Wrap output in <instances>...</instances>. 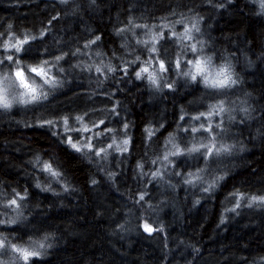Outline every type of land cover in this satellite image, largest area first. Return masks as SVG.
I'll return each instance as SVG.
<instances>
[{"label":"trees","instance_id":"trees-1","mask_svg":"<svg viewBox=\"0 0 264 264\" xmlns=\"http://www.w3.org/2000/svg\"><path fill=\"white\" fill-rule=\"evenodd\" d=\"M133 24L163 25V38L154 35L150 42L158 44L157 52H131L126 29ZM186 28L191 40L170 34ZM0 32L4 40L10 33L38 37L23 45L27 54L16 53L21 66L64 56V72L53 68L60 83L42 106L0 109V239L27 248L29 239L47 235L51 245L28 262H13L14 253L6 250L3 264H264V204L248 199L264 196L261 0H0ZM199 42L214 65L231 66L237 83L224 94L180 75L187 70L183 62L194 60L187 46L199 50ZM13 53L0 46V58ZM157 57L168 71L158 70ZM175 60L181 61L178 69L171 67ZM7 62L1 71L12 73ZM145 67L142 77L153 73L158 87L136 77ZM220 101L225 110L212 117L213 126L220 124L213 132H219L217 146H233L231 152L207 164L196 154L165 161V149L183 150L192 135L209 142L181 129L199 128L203 117H189L207 114ZM74 116H83L82 123ZM61 117L68 127L92 129L82 134L85 140L91 135V152L62 143L59 123L40 126ZM101 130L105 134L97 137ZM68 135L83 147L80 133ZM99 148L107 151L95 156ZM37 159L61 174L58 182L39 170ZM201 168L203 181L188 175ZM217 177L222 179L205 192ZM11 199L19 207H6Z\"/></svg>","mask_w":264,"mask_h":264},{"label":"snow or ice","instance_id":"snow-or-ice-1","mask_svg":"<svg viewBox=\"0 0 264 264\" xmlns=\"http://www.w3.org/2000/svg\"><path fill=\"white\" fill-rule=\"evenodd\" d=\"M64 2H67V0H64ZM261 8L264 9V0H261ZM177 23H182V21H177ZM11 26L9 25V28ZM134 27H139L142 29H147L149 26L148 25H134ZM167 27V25H165ZM193 28H195V25H193ZM197 32L199 31L198 28L195 29ZM123 31V29H121ZM190 32V29H185L184 33L181 34H176V33H171L172 36H182L185 39L191 40L192 36L187 35V33ZM41 37L44 35L42 32ZM161 38H163V33L160 34ZM5 36L4 32H0V46H2L3 51L5 53L14 50L15 53H20L21 51H24L25 54L30 51V49H24L23 45L29 43V40L26 39H18L16 38L15 43H8L6 40L3 39ZM14 37L9 36L8 39L11 40ZM32 40L38 39V37H31ZM99 39V38H97ZM90 43H95V41H92ZM137 43H142L145 45L146 50H147V41H138ZM200 43V49H197L196 44H191L187 46V51L191 52L194 60H185L183 63L185 67L187 68L186 71H183L180 73L183 77H186L190 82H197L199 79V83L206 89H211L215 90L213 94H224L222 90H226L231 88L233 85L237 83L235 79L232 77L231 73V66L229 64H221L219 66L214 65L212 63V58L211 57H205L203 55V43ZM87 48L88 45H85ZM158 50L156 47L153 45L150 49V52L155 53ZM76 53L74 52L73 55ZM67 55V53L65 54ZM64 59V56H56L54 58V62H50L48 60H41L37 66H29L27 64H24L23 66L20 65L19 60H14L13 55H4L3 58H0V65H3L5 61H8L9 63L12 64L14 67L15 71L12 72V81L11 85L8 84L9 82V75L7 73L0 75V109H10L13 107V100H15L16 103L21 104V105H30V104H40L42 106L43 101L48 100V91L43 90L45 86L48 87L49 90L55 88L60 82L57 80V77L53 73V68H55L56 73H63L64 69L59 66V61ZM157 65H158V70L161 72H166L168 71V68L165 66V63L163 60H159L157 57ZM172 69H178L181 65L180 60H175L170 62ZM191 65L189 68L188 66ZM24 68H28V76L31 77L33 81H35L37 78L40 80V86H34L33 83L29 82V79L26 77V74L24 72ZM97 71H102V69L97 68ZM109 71H114V69H109ZM148 68H142L140 72H136L135 75L138 79L145 78L149 80L152 84L156 85L158 87L157 79L154 74H150L147 77H142L141 73H148ZM168 88H171V84L166 85ZM10 87H15L17 89H23L24 91L19 94L18 97H11V92H10ZM223 101H220L217 105H210L209 106V111L207 114L201 113L200 116L196 117H189L190 120H194L197 122L201 121V118L203 117V122L200 123V127H192L189 126L187 128H182L181 131L184 133H201L203 136V139L208 140V143L202 142V140L195 136L192 135L190 139L186 138V146L183 150H181L177 145H172V147L176 148V151L171 152L170 154L173 156H192L193 154H196V156L200 159H203L205 164H207L209 159H212L213 162L216 161L218 157H220L222 154H229L232 150L233 146L229 145H223L221 144L220 146H217V141L216 137L219 135V132L215 133L213 132V127L216 129H220V124L217 123L215 126L212 124V117L216 116L219 117L220 114L225 110L223 107ZM72 119L76 123H82L83 121V116H74ZM180 119H184L183 116L180 117ZM57 123L60 124V127L62 129V133L64 134V139L62 143L67 144L69 147H71L74 151L76 152H84L88 151L91 152L94 145L91 143V135L85 140L83 138V133L84 132H89L91 133L92 129L88 127H79V128H72L68 127V118L67 117H61L59 121H54V120H47L40 126L43 127L47 125L50 128H54ZM104 121H100V124H103ZM207 124V127H204V125ZM94 127H99V124H95L93 122ZM127 127V126H125ZM106 131H111L110 129H106ZM71 132H77L80 133L81 135L78 137V140L82 143L83 147H77V144L72 141L71 135H68V133ZM55 134V133H54ZM97 137L101 135V133L96 134ZM195 141V143H193ZM115 143V142H114ZM125 145L129 143L128 140L123 141ZM171 143V141H169ZM190 145V146H189ZM113 145H108V148H112ZM106 149L104 148H99L97 149L93 154L95 156H100L101 153H106ZM124 151H127V148L124 149ZM165 161L168 160V156L165 155L163 157ZM37 164L41 165L40 171L47 173L48 176L56 180L58 182L60 173L54 171L52 165L50 163H43L39 159L36 161ZM155 163V161H153ZM205 169L201 168L198 169V172L196 174L194 173H188L189 176L195 175L196 180L203 181V176L199 175L198 173L204 172ZM179 175L180 173H176ZM153 175H157V173H154ZM219 179H222V177H217L215 180H213L212 184H210L208 187L204 188L203 190L205 192L209 191L211 188H214L216 183L218 182ZM187 184H194V180H185L184 181ZM39 187V185H37ZM16 197L20 200L23 201L25 199L24 196H21L19 193H15ZM235 197H238L240 199L244 198L238 193H233L232 194ZM140 199H143V196L140 197ZM250 201L252 203H260L264 204V196H252L250 198ZM19 207L18 205V200L17 199H11L8 202V205L6 207ZM240 204L237 201L236 207H239ZM249 206H251L249 204ZM231 211H235V208L231 209ZM13 221H9V223H12ZM4 221L0 219V224H3ZM144 230L147 232H152L153 229L151 226L148 224L144 225ZM48 236L44 235L40 239L33 240L29 239L26 243L30 246L27 248L23 247H17L16 245H12L11 243H8L5 245V240L7 239L6 237L4 239H0V249H6L10 250L14 254H16V259L17 260H22L24 262H28L30 259L33 257L39 258L42 254V251L46 250L47 247H51L50 244H47Z\"/></svg>","mask_w":264,"mask_h":264},{"label":"rangeland","instance_id":"rangeland-1","mask_svg":"<svg viewBox=\"0 0 264 264\" xmlns=\"http://www.w3.org/2000/svg\"><path fill=\"white\" fill-rule=\"evenodd\" d=\"M134 25H140V24H133L132 26V28L131 29H126V31L127 32H131L130 34H131V37H132V40H133V42L130 44V46L133 48L132 50H131V52L133 53V54H135V53H137L138 52V50L139 49H141V48H146L145 47V45L144 44H142V43H137L138 41H147L148 42V44H147V52L148 53H150V49H151V47L154 45L157 49H158V44H151L150 42H152V37L154 36V35H157L158 37H159V39H161V33H160V27H162L163 25H161V26H159V25H148L149 27L147 28V29H142V28H139V27H134ZM172 32H170V34H171ZM9 36H12V37H14L13 39H11V40H9L8 39V37ZM9 36L6 38V41L8 42V43H15L16 42V38H18V39H28V40H30L31 39V37H33V36H30L29 34H27V36L26 37H22V36H15V34L14 35H12L11 33L9 34ZM37 36V35H36ZM130 43V42H129ZM155 43H157V42H155ZM124 48H128L127 46H124ZM8 55H10V54H8ZM13 55V57H14V60H19V63H20V58H15V56L17 55L16 53H13L12 54ZM151 61L153 62V60H152V58H151ZM9 62H7V64H8ZM12 65V64H11ZM99 68V67H98ZM100 69V68H99ZM102 69V68H101ZM2 69L0 68V75H3V74H5V73H7L8 75H9V82H8V84L9 85H11V81H12V76H11V74L12 73H8V71H5L4 73L1 71ZM24 70V69H23ZM149 70V69H148ZM13 71H15V69H14V67H13ZM12 71V72H13ZM24 72H25V74H26V77L29 79V82H31V83H33L34 84V86H40V80H39V78H37L35 81H33L32 79H31V77L30 76H28V72L27 71H25L24 70ZM149 72V71H148ZM53 74V73H52ZM151 74H153V73H151ZM57 77L58 76H61V74H57L56 75ZM157 77L159 78V79H161V75L160 74H157ZM58 79V78H57ZM57 87V86H56ZM55 87V88H56ZM55 88H53V89H51V90H49L48 89V87L47 86H45L44 88H43V90H45V91H48V96L51 94V92L55 89ZM10 92H11V96H10V98L11 97H18L19 96V94L21 93V92H23L24 90L23 89H17V88H15V87H10ZM16 105H21V104H18V103H16L15 102V100H13V107L12 108H14V107H16ZM89 123L92 125V123L90 122V120H89ZM85 124L87 125V126H90L89 124H88V122H85ZM99 133V132H98ZM100 133L102 134V135H104L105 134V132L103 131V130H101L100 131ZM97 134V133H96ZM122 143V142H121ZM172 149V148H171ZM171 153V151L169 150V149H165V151H164V156L165 155H167L168 157L170 156L171 158H175V156H173V155H171L170 154ZM6 251V249H0V264H3V263H5L6 261L2 258V256L6 253L5 252ZM12 257L14 258L13 259V262L14 261H18L15 257H16V255L15 254H12Z\"/></svg>","mask_w":264,"mask_h":264}]
</instances>
